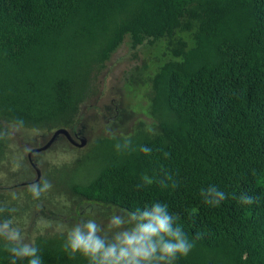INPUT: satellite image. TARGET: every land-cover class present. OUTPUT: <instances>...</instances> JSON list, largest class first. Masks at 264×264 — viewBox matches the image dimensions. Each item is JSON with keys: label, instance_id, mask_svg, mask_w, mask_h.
<instances>
[{"label": "trees", "instance_id": "16d2710c", "mask_svg": "<svg viewBox=\"0 0 264 264\" xmlns=\"http://www.w3.org/2000/svg\"><path fill=\"white\" fill-rule=\"evenodd\" d=\"M161 41L167 59L152 77L128 79L148 84L152 124L135 129L127 151L115 149L125 137L96 140L57 175L89 203H167L195 239L177 264H264V0H0V132L19 120L75 131L113 55L128 44L136 57ZM6 143L0 139V163ZM166 172L175 188L138 187L144 175L159 181ZM213 185L228 195L219 207L200 195ZM64 238L37 237L43 264H87L67 257ZM3 245L0 264H9Z\"/></svg>", "mask_w": 264, "mask_h": 264}, {"label": "rangeland", "instance_id": "374dc122", "mask_svg": "<svg viewBox=\"0 0 264 264\" xmlns=\"http://www.w3.org/2000/svg\"><path fill=\"white\" fill-rule=\"evenodd\" d=\"M165 45L161 41L153 47L139 49L134 57L125 44L113 55L97 82L98 96L83 105L75 131H70L85 137L87 146L79 148L62 135L51 148L34 154L32 159L40 169V179L28 155L31 150L44 146L56 130L17 129L15 124H6V157L0 164V201L15 209L11 220L26 242L35 244L38 236L61 235L59 225L71 227L89 210L96 213L100 223H106L109 215L119 212L118 208L89 203L75 195L57 175L58 169L73 168L98 139L129 137L141 123L152 124L148 84L133 87L128 79L133 75L144 81L152 77L156 66L167 59ZM42 179L48 180L52 188L39 200H33L27 187ZM66 181L71 183V178Z\"/></svg>", "mask_w": 264, "mask_h": 264}, {"label": "clouds", "instance_id": "9594fccd", "mask_svg": "<svg viewBox=\"0 0 264 264\" xmlns=\"http://www.w3.org/2000/svg\"><path fill=\"white\" fill-rule=\"evenodd\" d=\"M22 126V120L15 124L17 129ZM5 135V132H0V139H4ZM130 144V138L125 137L123 145L117 142L115 149L117 152L127 151ZM139 151L148 155L152 149L141 145ZM164 155L167 157L169 154ZM142 180L139 188L153 183H159L162 189L177 186L174 181L169 185L168 181H172L173 177L167 172L163 180L154 181L147 175ZM51 188L52 184L42 179L29 184L27 191L33 200H39ZM200 195L203 203L210 207H219L228 199V195L214 185L201 189ZM232 198L241 205L255 203L254 198L246 194H232ZM14 211L6 205H0V214ZM179 220V215L170 212L167 203L156 200L135 210L120 209L119 212H113L106 223L98 222L96 213L89 210L80 222L71 227L59 225L58 229L65 234L62 251L69 259L79 255L87 264H177L195 247V239L189 238L178 223ZM201 238L198 233L196 239ZM0 239L4 241V250L10 254L9 264L24 260H27V264H43L40 249L34 243L25 241L21 230L13 226V220H0Z\"/></svg>", "mask_w": 264, "mask_h": 264}, {"label": "water", "instance_id": "95a60500", "mask_svg": "<svg viewBox=\"0 0 264 264\" xmlns=\"http://www.w3.org/2000/svg\"><path fill=\"white\" fill-rule=\"evenodd\" d=\"M66 136L73 144H75L76 146L80 147V148H84L87 146L88 142H87V139H85L84 137H82L80 139V142L81 143H77L73 137L71 136L69 130H67L66 128H60L58 130H56L53 134V137L52 139L49 141L48 144H46L44 147L40 148V149H37V150H34L31 154H30V157L32 156V154L35 152V151H44L48 148L51 147V145L60 137V136Z\"/></svg>", "mask_w": 264, "mask_h": 264}, {"label": "flooded vegetation", "instance_id": "af4514ba", "mask_svg": "<svg viewBox=\"0 0 264 264\" xmlns=\"http://www.w3.org/2000/svg\"><path fill=\"white\" fill-rule=\"evenodd\" d=\"M69 132H70V131H69ZM70 134H71V136L73 137V139H74L77 143H81V142H80V139H81L83 136H81L80 134H77V133L72 134L71 132H70ZM52 137H53V135H52ZM52 137H51V139H52ZM60 137H61V136H60ZM60 137H59V138H60ZM59 138H58V139H59ZM84 138H85V137H84ZM51 139H50V140H51ZM58 139H57V140H58ZM67 139H68V138H67ZM85 139H86V138H85ZM50 140H49V141H50ZM57 140H56L54 143H56ZM68 140H69V139H68ZM49 141H48L46 144H48ZM69 141H70V140H69ZM70 142H71V141H70ZM54 143H53V144H54ZM71 143H72V142H71ZM46 144H45V145H46ZM53 144L51 145V147L53 146ZM72 144H73V143H72ZM45 145H44V146H45ZM73 145H75V144H73ZM44 146H42V147H44ZM75 146H76V145H75ZM42 147L35 148V149L31 150L30 153H29V155H28L29 160L31 161L32 166L34 167V169H36V171H37V173H38V179H40V177H41L40 169H39L38 165L34 162V160L32 159V157H33L34 154L39 153V152H42V151H35V152L32 154L31 157H30V154H31L34 150L40 149V148H42ZM51 147H50V148H51ZM77 147H78V146H77ZM79 148H80V147H79ZM48 149H49V148H48ZM48 149H46V150H48ZM44 151H45V150H44ZM3 162H4V160H3L0 164H2ZM12 218H13V217H12ZM12 218H11V219H12Z\"/></svg>", "mask_w": 264, "mask_h": 264}]
</instances>
